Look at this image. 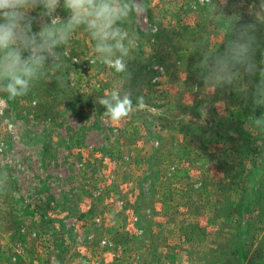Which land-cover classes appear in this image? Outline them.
I'll use <instances>...</instances> for the list:
<instances>
[{
    "label": "rangeland",
    "instance_id": "obj_1",
    "mask_svg": "<svg viewBox=\"0 0 264 264\" xmlns=\"http://www.w3.org/2000/svg\"><path fill=\"white\" fill-rule=\"evenodd\" d=\"M213 3L255 26L256 71L238 65L230 85L205 91L199 43L223 52L234 38L219 43L227 25L206 0H144L125 25L138 36L125 73L93 62L81 28L57 49L62 70L24 97L0 93V264H264V134L249 130L264 116L260 0ZM42 12H29L34 32ZM54 15L68 19L63 0ZM121 86L147 106L114 124L97 99Z\"/></svg>",
    "mask_w": 264,
    "mask_h": 264
},
{
    "label": "clouds",
    "instance_id": "obj_2",
    "mask_svg": "<svg viewBox=\"0 0 264 264\" xmlns=\"http://www.w3.org/2000/svg\"><path fill=\"white\" fill-rule=\"evenodd\" d=\"M60 3L61 0H0V93L9 99L28 95L37 83L48 79L50 73L62 70L63 52L57 49L67 45L72 34L81 28L94 41L93 62L98 61L118 73L126 72V60L137 48L138 36L125 25H131L133 17L139 19L144 15L147 9L144 0H63L64 8L70 13L67 20L54 15ZM206 5V13L215 24L227 25L220 28L219 43L229 31L234 37L225 44L223 52H217V46L207 36L199 43L206 49L201 64L203 83L205 91L211 92L236 81L240 75L238 65L249 74L256 71L252 60L254 37L250 34L255 26L233 27V18L216 14L213 0H206ZM37 7H42L43 12L40 30L34 32L35 18L29 12ZM255 14L264 21V0H260ZM44 17L50 22L43 20ZM260 75L254 91L256 105H264V71ZM97 103L106 109L104 115L114 124L129 117L134 107L143 110L147 106L143 96L137 97L134 106L131 94L122 86L98 98ZM249 130L253 134H264V116L251 118ZM6 187L7 176L0 174V191H5Z\"/></svg>",
    "mask_w": 264,
    "mask_h": 264
},
{
    "label": "built area",
    "instance_id": "obj_3",
    "mask_svg": "<svg viewBox=\"0 0 264 264\" xmlns=\"http://www.w3.org/2000/svg\"><path fill=\"white\" fill-rule=\"evenodd\" d=\"M3 148H4V144L0 142V152L3 150Z\"/></svg>",
    "mask_w": 264,
    "mask_h": 264
},
{
    "label": "trees",
    "instance_id": "obj_4",
    "mask_svg": "<svg viewBox=\"0 0 264 264\" xmlns=\"http://www.w3.org/2000/svg\"><path fill=\"white\" fill-rule=\"evenodd\" d=\"M257 113H258V111H256ZM247 226H248V224H247ZM246 229H248L247 227H245ZM249 230V229H248ZM248 230H247V232H248Z\"/></svg>",
    "mask_w": 264,
    "mask_h": 264
}]
</instances>
